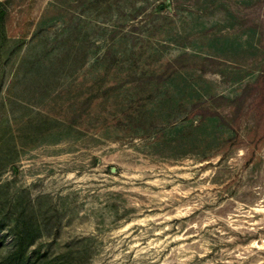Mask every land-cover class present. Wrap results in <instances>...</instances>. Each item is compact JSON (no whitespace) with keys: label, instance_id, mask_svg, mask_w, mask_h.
<instances>
[{"label":"rangeland","instance_id":"374dc122","mask_svg":"<svg viewBox=\"0 0 264 264\" xmlns=\"http://www.w3.org/2000/svg\"><path fill=\"white\" fill-rule=\"evenodd\" d=\"M0 9V264H264V0Z\"/></svg>","mask_w":264,"mask_h":264},{"label":"trees","instance_id":"16d2710c","mask_svg":"<svg viewBox=\"0 0 264 264\" xmlns=\"http://www.w3.org/2000/svg\"><path fill=\"white\" fill-rule=\"evenodd\" d=\"M2 22H3V10L0 9V31L3 30V25H2ZM254 88V87H253ZM259 107H260V110L262 111L261 114L264 115V86L262 87L261 89V92L259 94V98H258V101H257ZM241 108H242V101L238 102L235 107H234V119H236L239 115V113L241 112ZM233 119V120H234ZM13 254L11 255H8L6 257V260H5V264L8 263L7 261L9 260H12ZM3 264V263H2ZM13 264V263H12Z\"/></svg>","mask_w":264,"mask_h":264},{"label":"water","instance_id":"95a60500","mask_svg":"<svg viewBox=\"0 0 264 264\" xmlns=\"http://www.w3.org/2000/svg\"><path fill=\"white\" fill-rule=\"evenodd\" d=\"M112 170H114V167H111Z\"/></svg>","mask_w":264,"mask_h":264}]
</instances>
